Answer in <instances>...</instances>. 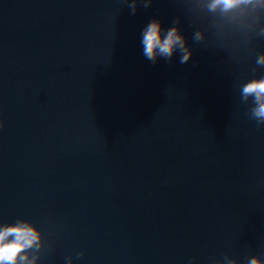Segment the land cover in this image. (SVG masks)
<instances>
[{"label": "water", "instance_id": "95a60500", "mask_svg": "<svg viewBox=\"0 0 264 264\" xmlns=\"http://www.w3.org/2000/svg\"><path fill=\"white\" fill-rule=\"evenodd\" d=\"M130 3L0 0V223L39 229L36 264L264 260V5ZM153 18L187 62L145 58Z\"/></svg>", "mask_w": 264, "mask_h": 264}, {"label": "clouds", "instance_id": "9594fccd", "mask_svg": "<svg viewBox=\"0 0 264 264\" xmlns=\"http://www.w3.org/2000/svg\"><path fill=\"white\" fill-rule=\"evenodd\" d=\"M150 2L151 0H146L145 6ZM136 3L137 0H131L129 5L133 12ZM253 4L264 5V0H206L209 11H219L221 14H240L247 6ZM141 37L143 55L152 63H156L161 57L170 61L177 51L180 53L181 63L187 62L192 55L178 24L165 28L160 19L153 18L143 26ZM196 38H201L200 32L196 33ZM257 62L264 64V55H261ZM241 91L244 99L252 98V116L257 119V123H264V77L247 81ZM2 127L3 121H0V128ZM40 241L41 233L30 221L0 223V264H36L37 258L30 257L28 250L38 249ZM67 264H72L70 257ZM248 264H264V260L253 256Z\"/></svg>", "mask_w": 264, "mask_h": 264}]
</instances>
